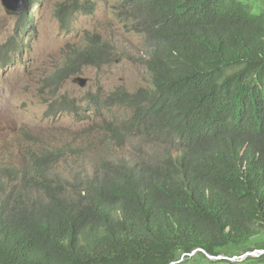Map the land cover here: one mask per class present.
Listing matches in <instances>:
<instances>
[{"label": "trees", "instance_id": "16d2710c", "mask_svg": "<svg viewBox=\"0 0 264 264\" xmlns=\"http://www.w3.org/2000/svg\"><path fill=\"white\" fill-rule=\"evenodd\" d=\"M72 6L95 9L60 4ZM115 11L143 46L90 33L48 86L121 55L150 85L93 97L131 110L93 154L62 144L0 159V264H184L264 248V0H119ZM18 26H33L29 10ZM252 260L264 254L211 261Z\"/></svg>", "mask_w": 264, "mask_h": 264}, {"label": "rangeland", "instance_id": "374dc122", "mask_svg": "<svg viewBox=\"0 0 264 264\" xmlns=\"http://www.w3.org/2000/svg\"><path fill=\"white\" fill-rule=\"evenodd\" d=\"M63 1L29 0L23 12L29 10L32 14L33 26L24 32L18 26L21 13L9 11L0 0L2 160L23 158L26 163L28 150L62 144L90 147L91 154L97 148L101 150L102 144H94V140L102 136L106 123L129 117L131 110L101 105L93 97L108 95L118 87L134 91L150 85L147 67L121 55L103 65L85 66L83 72L66 79L60 88H50L49 75L69 56L72 47L86 44L90 33L116 39L134 53L144 43L142 34L123 27L116 16L115 4L119 0H92L95 9L90 13L73 6L60 8ZM16 45L20 49L16 50ZM78 76L88 78L85 86L76 80ZM260 239L264 235L254 241ZM211 260L197 254L184 264H226Z\"/></svg>", "mask_w": 264, "mask_h": 264}, {"label": "built area", "instance_id": "2783aa9c", "mask_svg": "<svg viewBox=\"0 0 264 264\" xmlns=\"http://www.w3.org/2000/svg\"><path fill=\"white\" fill-rule=\"evenodd\" d=\"M197 250H199V248L193 250V251L190 253V255L196 253ZM185 254H186V253H185ZM185 254H184V255H185ZM262 254H264V248H255V249H253V250H248V251H245V252L240 253V254L236 253V254H230V255H228V254L210 255V254L207 253V255H208L211 259H228V260H230V261H232V262H234L233 260H235V259H239L238 261H243V260L247 259L249 256L259 257V256H261ZM184 255H183V256H184ZM182 259H183V257H182ZM238 261L235 260V262H238Z\"/></svg>", "mask_w": 264, "mask_h": 264}, {"label": "water", "instance_id": "95a60500", "mask_svg": "<svg viewBox=\"0 0 264 264\" xmlns=\"http://www.w3.org/2000/svg\"><path fill=\"white\" fill-rule=\"evenodd\" d=\"M1 2L9 11L22 13L26 9L29 0H1ZM76 80L82 86H85L88 82V78L84 76H78Z\"/></svg>", "mask_w": 264, "mask_h": 264}]
</instances>
